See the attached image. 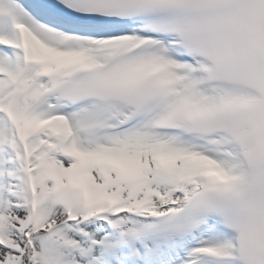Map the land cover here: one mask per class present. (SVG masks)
Wrapping results in <instances>:
<instances>
[{"label":"bare ground","instance_id":"6f19581e","mask_svg":"<svg viewBox=\"0 0 264 264\" xmlns=\"http://www.w3.org/2000/svg\"><path fill=\"white\" fill-rule=\"evenodd\" d=\"M0 8H6L7 12H13L15 15L22 14L20 5L13 0H0ZM57 25L64 28L61 23H57ZM37 31L45 38L48 44V49L46 50L37 48L39 59H47L51 50L57 49L58 51L53 58L54 64L49 72H45L44 67H41L35 70L33 76H29L26 79L17 96L16 107L18 111L31 109L34 105L36 109L44 110L46 106L50 105L51 98L55 95L52 91L53 86L76 71L83 61L88 59L103 61L106 57L110 56L113 49L123 38L121 35L109 36L105 43H101V37H95L92 40L82 37L79 42H76L74 40L75 34L73 36L68 35V33L62 32V29L59 28L38 26ZM0 34L5 36L7 42H10L15 35V32L10 27L8 16L0 17ZM8 57L0 55V69L14 79L18 75L19 65L18 62H12ZM185 70L184 66L177 63V72L181 81L186 77ZM35 80L36 83L34 84ZM9 87H12V82L0 78V95L6 94L4 100L7 99ZM47 91H51V95L36 105V100ZM89 110L92 113L90 119L81 116L84 111L74 114V125L78 130L82 131V141L91 153V157L85 166L70 165L62 161L58 153L47 147L41 149L40 153L26 162L22 148L16 141L15 128L6 121L7 124H0V134L5 136V141H13L11 145L13 158L10 162L13 181H18L24 190V181L26 180L29 191V197L25 201L18 202L17 198H12L14 199L13 206L18 210V213L14 212L10 216H7L2 210L0 211V223H3V220L6 221V218L12 216L11 219H14L17 228L25 231V239L22 241V254L25 258V264H39V261H42L40 258L45 253V250L39 247L33 240L35 238L34 233L30 236L27 235L28 232L33 231L39 226L43 227V231L64 241L65 243H63L69 246L72 252L73 262L59 258L56 264H60L61 262H66V264H96L97 259L100 258L99 248L90 246L87 242L88 239L86 242L79 244L76 242V238L80 237V232L90 229L94 225H105L108 217L103 212L108 210V199L113 194L115 195L117 189H120L123 199H131L128 207H130L132 212L124 220L120 221L126 229L143 230L149 228L154 223L152 214H144L138 211L139 206L145 198H148L152 202L153 211L175 210L184 203L183 201L191 196L194 187L199 185L198 173L204 171L208 159L217 160L224 169L229 172L232 171L231 159L235 157L236 153L231 149L230 141L226 138L218 136L213 142H210L207 148H204L198 147L191 141H181L174 135L158 133L155 126L158 124L160 117L167 111V108L160 116H154L139 129L115 138L98 137V133L102 131L103 125L107 124L110 120L107 107L93 104L89 106ZM53 129L62 138L70 135L69 128L61 119H57L54 122ZM43 141L42 137H36L34 141L32 140L33 148ZM160 148H172V150L177 152V156L186 151L197 149L205 153L208 158L204 162H196L190 159L183 161L176 160L173 163H167L163 168H159L156 164H153V159ZM103 152H118L123 154L129 160L131 159L129 169L132 170L130 171L137 172L134 175H131L127 171L126 174H121L116 170H109L97 164L96 157ZM37 156H43L42 161L36 162ZM140 162L141 169H138L137 164ZM146 163H148V167H146ZM35 166L39 167L38 170L40 172L47 170L48 175H52V178L58 177L59 182L57 185L59 193L55 194L52 202L58 205H68L73 211L65 213L64 216L60 215L59 211H55L54 214L50 212L41 213L42 210L37 206L39 198H37V195L33 196L30 184H35L40 189L41 185L47 181V178L45 179L37 172H34ZM104 171L110 172L109 178L104 176ZM87 179H92L95 190V196L93 197L90 209L85 205L83 187H79ZM148 187H151L149 189L150 192H147ZM73 188L78 190L82 198V204L78 200L74 201L71 198ZM50 195L51 192L47 190V198ZM0 196L2 197L3 194ZM34 207H36V211H33ZM70 214L77 216L75 223L66 222V218ZM40 220L43 221L41 225L38 224ZM202 228L199 233H194L196 237H200L203 243L211 244L219 250L225 249V245L230 239L229 234L224 230L215 228L211 224H206ZM89 235V237L102 242L100 237L92 234ZM164 244L159 241L156 242V264H168L170 261L169 255L170 250L172 251L173 249L172 244L169 243L170 245L168 246ZM103 246H107L106 242ZM200 246L202 245L198 247ZM38 249L40 252L38 257H35V251H38ZM7 253L9 252L0 249V259L4 258ZM113 254L114 250H112ZM208 264L226 263L210 261ZM251 264L260 263L254 261Z\"/></svg>","mask_w":264,"mask_h":264},{"label":"rangeland","instance_id":"374dc122","mask_svg":"<svg viewBox=\"0 0 264 264\" xmlns=\"http://www.w3.org/2000/svg\"><path fill=\"white\" fill-rule=\"evenodd\" d=\"M0 122H3V120L0 118ZM7 153V155H3L0 160L3 164H7L6 166L9 167L8 163L10 160H12V157L10 154ZM38 166L34 167V172H37L41 177L47 178L46 182L41 185L40 194L37 198L38 204L43 205L40 207V210L42 214L45 213H55V211H59L60 215L63 216L67 212L73 211L71 207L65 204L58 205L54 202H52V199L54 198L55 194L59 193V187L57 184H54L52 175H48L49 173L47 170H44L40 172L37 169ZM10 170V168H9ZM7 172V171H5ZM9 174V173H8ZM8 180L5 184V192L2 197H0V211L2 210L5 215L10 216L11 213L17 212L18 210L13 207L14 199L17 198V201H25L29 197V191L27 189V181H24V190L23 188L16 182L12 180V177L8 175ZM17 185V187H15ZM20 192H15L17 190ZM49 190L51 192V195L49 198L46 196V191ZM14 198V199H12ZM72 199L74 201H79L80 204H82L81 196L76 188H73L72 190ZM46 202V204H45ZM77 204V203H76ZM18 213V212H17ZM57 213V212H56ZM57 215V214H56ZM12 217V216H11ZM6 218V221L3 220V223H0V249H3L9 253L6 254V256L2 259H0V264H25V258L23 256V245L22 241L25 239V231L23 229H18L17 225L14 221V219ZM10 220V221H9ZM41 224V222H40ZM39 224V225H40ZM36 228V227H35ZM40 231V232H39ZM84 232V233H83ZM82 234H80V237L76 238V242L82 243L86 241V232L87 230H84ZM34 233L33 240L37 245L41 248H43L45 253L40 258L42 261H39V264H56L57 260L59 258H65L66 260H70L72 253L69 250V246L65 245L63 241L60 238H57L45 231H43V227H37L31 232H28V236ZM27 236V237H28ZM38 251H35V257H38L39 254Z\"/></svg>","mask_w":264,"mask_h":264}]
</instances>
